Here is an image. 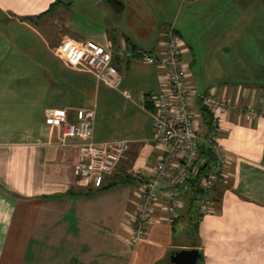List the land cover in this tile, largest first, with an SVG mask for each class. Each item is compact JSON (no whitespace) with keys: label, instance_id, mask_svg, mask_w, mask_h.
Returning <instances> with one entry per match:
<instances>
[{"label":"crops","instance_id":"0c3cea01","mask_svg":"<svg viewBox=\"0 0 264 264\" xmlns=\"http://www.w3.org/2000/svg\"><path fill=\"white\" fill-rule=\"evenodd\" d=\"M117 1L124 6L121 14L107 0H0V264H172L173 253L195 248L203 253V264H264V79L257 74L264 71L259 64L264 56L257 55L250 65L255 68L242 75L236 51L239 64L230 74L219 50L198 55L195 39L189 43L179 23L174 25L190 83L201 93L238 102V110L223 113L217 139L229 155V179L219 187L220 201L202 217L195 208L190 211L189 194L172 225L157 207L160 219L148 224L144 242L130 253L127 218L160 157L152 140L154 108L143 100L159 92L166 79L164 69L131 58L161 55L173 24L160 18L159 1ZM245 2L264 8V0ZM44 13L34 24L21 20ZM252 15L234 23L249 26L257 40L261 33ZM242 30L234 27V38L230 32L228 39L239 41ZM225 33L222 29V39ZM66 42L112 49L120 85L107 86L89 70L69 64ZM50 109L66 110L70 121L77 110L95 109V141L128 142V159L103 181L118 185L87 195L96 187L74 176L78 142H63L65 127L45 121ZM133 171L145 175L130 178ZM177 226L183 234L178 240Z\"/></svg>","mask_w":264,"mask_h":264},{"label":"built area","instance_id":"2783aa9c","mask_svg":"<svg viewBox=\"0 0 264 264\" xmlns=\"http://www.w3.org/2000/svg\"><path fill=\"white\" fill-rule=\"evenodd\" d=\"M164 44L161 55L142 53L140 58L164 69L166 79L159 92L143 100L144 104L150 102L154 108L152 140L160 157L151 171L152 176L142 182L139 200L127 218L131 254H135L144 242L148 224L160 219L155 217L157 207H161L165 214L163 219L170 225L180 218L182 198L189 194V182L205 164L202 144L212 147L216 160L205 174L203 193L194 205L199 215H205L213 205L212 188L218 183L226 184L229 179V155L217 139L223 113L238 110V102L220 99L214 92L201 93L190 83L189 66L182 58L183 41L174 24L169 28ZM63 53L69 64L89 70L107 86L117 88L120 85L122 78L113 64L112 49L94 42H66ZM119 55L132 57L134 53L120 51ZM199 103L212 115L208 136L202 133V114L197 109ZM95 118V109L77 110L75 121H70L63 109L45 112L48 124L65 127L63 142L66 138L78 142L79 161L74 176L97 188L128 159L129 144L127 141L97 143L94 139ZM139 173L145 175L133 171L129 177L138 178Z\"/></svg>","mask_w":264,"mask_h":264},{"label":"rangeland","instance_id":"374dc122","mask_svg":"<svg viewBox=\"0 0 264 264\" xmlns=\"http://www.w3.org/2000/svg\"><path fill=\"white\" fill-rule=\"evenodd\" d=\"M156 1L164 5V9L160 12L161 19L175 25L179 23L184 28L182 36L189 41V43L192 41L191 38L195 39V42L193 41L194 50H196L198 55L201 53L206 57L210 50H219V56H221L224 61L226 60V62H228L226 63V67L231 72L230 74H232L235 68L237 69L236 65L239 64V62H237L238 59H240L239 61L242 60V75H247L249 69L255 68L250 67V65L257 61V55L264 56V40L259 39L264 36V8L255 10L251 5L245 2L246 0H240V5H237V0H220L221 3L219 0H211L212 4L210 5L208 4L209 2L205 1H198L197 3H191L187 0ZM151 2L154 1L151 0ZM217 2L220 4H217ZM253 12L258 20V23L253 26L256 28V31L258 30L259 33L262 34L257 32L259 34L257 35L259 40L254 39V36L251 35L249 26H238L234 23L235 21L237 22L240 17L253 18ZM221 19H225V21ZM192 22H194V24H192ZM234 27L243 29L241 31L242 34L239 35V41L228 39L230 32H232L231 38H234L232 31ZM187 28H189L188 31ZM222 29L226 30V39H222L221 37ZM236 51L241 55L236 60L235 65L234 54ZM259 60H261L259 64L264 63V57H259ZM257 68H260V66L257 65ZM244 71L248 73L245 74ZM257 74L264 79V71ZM202 133L205 135L203 130ZM41 225L42 224L39 222L37 228L41 229ZM181 228V226H177L176 228L177 234L175 235V239L177 240L182 238L183 234ZM35 238L36 236H33L34 240ZM37 240H42L40 234L37 236ZM195 242H197V238H195Z\"/></svg>","mask_w":264,"mask_h":264},{"label":"trees","instance_id":"16d2710c","mask_svg":"<svg viewBox=\"0 0 264 264\" xmlns=\"http://www.w3.org/2000/svg\"><path fill=\"white\" fill-rule=\"evenodd\" d=\"M107 3L108 5L113 9V11L116 13V14H121L123 12V9H124V6L121 2L117 1V0H107ZM48 13V12H46ZM46 13H44L43 15L41 16H30V17H23L21 18V20L25 21V22H28V23H31V24H34L35 23V20H38L40 17L46 15ZM140 59V57H133L131 59ZM200 104V111H201V114H202V121H203V125L206 127V128H210L211 125H212V115H211V112L209 109H207L206 107H203ZM201 149H202V156H203V159L205 160V164L204 166L199 170L197 176L190 180L189 182V201H188V204L190 206V211H192V208H195V202L196 200H198L202 193H203V190H202V184L205 180V174L206 172L209 170L210 166L212 163H214V161L216 160V157H215V154L213 152V149L210 145L208 144H202L201 146ZM131 178V177H130ZM130 178H126L124 180V182H129L130 181ZM119 182H112V183H107V184H102L100 187H97V188H94V190H89L87 195H90L91 192H95V191H103V190H106V189H109L113 186H116L118 185ZM224 183H218L214 186V188H212L211 190V197H212V201L213 202H219L220 201V197L222 195V192L220 191L219 187L221 185H223ZM196 212V211H195ZM197 216L200 217L201 215H199L197 212H196ZM202 217V216H201ZM199 219V218H198ZM192 220V218H191ZM193 230H194V234H196L195 232V227H193ZM204 262V256H203V253L201 252V259L199 260L198 264H203Z\"/></svg>","mask_w":264,"mask_h":264},{"label":"water","instance_id":"95a60500","mask_svg":"<svg viewBox=\"0 0 264 264\" xmlns=\"http://www.w3.org/2000/svg\"><path fill=\"white\" fill-rule=\"evenodd\" d=\"M201 259L199 249L181 250L171 255L170 261L172 264H198Z\"/></svg>","mask_w":264,"mask_h":264}]
</instances>
